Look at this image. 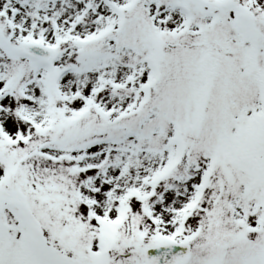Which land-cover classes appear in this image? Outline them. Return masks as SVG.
I'll return each instance as SVG.
<instances>
[{
  "label": "snow or ice",
  "instance_id": "snow-or-ice-1",
  "mask_svg": "<svg viewBox=\"0 0 264 264\" xmlns=\"http://www.w3.org/2000/svg\"><path fill=\"white\" fill-rule=\"evenodd\" d=\"M0 264H264V0H0Z\"/></svg>",
  "mask_w": 264,
  "mask_h": 264
}]
</instances>
